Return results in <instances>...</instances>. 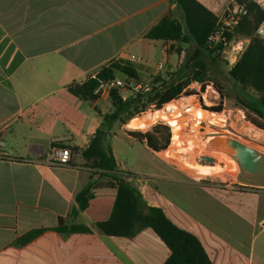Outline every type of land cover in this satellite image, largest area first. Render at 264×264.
I'll return each mask as SVG.
<instances>
[{
    "label": "crops",
    "instance_id": "0c3cea01",
    "mask_svg": "<svg viewBox=\"0 0 264 264\" xmlns=\"http://www.w3.org/2000/svg\"><path fill=\"white\" fill-rule=\"evenodd\" d=\"M198 1L218 17L228 7L227 0ZM176 2L0 0V137L6 142L0 148V264L166 263L170 249L152 229L133 237H112L100 233L85 212L72 216L76 195L94 183L96 172L82 151L112 105L106 98L84 101L68 87L85 82L112 61L132 65L140 80H168L182 57L177 49L167 48L175 45L185 54L187 47L150 41L146 34L168 15L182 20ZM152 45H160L167 54L163 72L158 70L162 63L148 67L128 59L135 52L148 54ZM115 137L106 143L125 180L176 226L196 235L213 264H264V175L221 189L185 178L158 156L149 173L131 172L118 159ZM142 143L153 156L159 154ZM60 147L72 153L67 166L52 162ZM179 176L184 178L180 188L168 191ZM233 217L239 223L231 229ZM60 218L92 232L64 235L56 231ZM254 223L262 226L254 235L262 237L258 253L247 239L253 236ZM39 229L44 232L34 241L15 244Z\"/></svg>",
    "mask_w": 264,
    "mask_h": 264
},
{
    "label": "trees",
    "instance_id": "16d2710c",
    "mask_svg": "<svg viewBox=\"0 0 264 264\" xmlns=\"http://www.w3.org/2000/svg\"><path fill=\"white\" fill-rule=\"evenodd\" d=\"M176 1L177 9L183 15L182 20L168 15L146 34V38L165 43L177 42L187 47V50L188 47H193V51L185 66L178 67L168 80L161 76L150 79L154 88L148 94H133L126 98L120 90L112 91V109L103 116L100 127L82 151L83 158L92 163L93 170L109 180L105 186H95L90 182L79 192L75 198L76 207L72 216L85 212L100 233L112 237H133L144 229H152L170 249L171 254L165 264H213L196 235L176 226L162 208L149 204L142 192L125 180V175L118 170L112 146L106 143L116 123L126 124L135 116L144 113L151 105L156 108L164 107L178 100L192 79L210 81L213 78L208 60L217 62L221 54L210 51L206 44L209 37L220 27L219 18L198 0ZM236 3L243 6L247 13L242 17L235 34L226 33V37L230 41L236 35L251 41L238 62L228 70L229 77L242 87L239 95L235 97L236 103L254 115L249 118L250 123L264 130V126L258 123V120L264 121V41L255 35L264 13L250 0H236ZM218 46L221 51L223 46ZM178 52L181 53V49ZM116 73L140 80L139 73L132 65L123 61H112L85 82L71 84L68 91L84 101L94 102L99 99L97 89L101 81L115 78ZM247 88L257 96L248 95L245 91ZM219 92L221 93L220 90ZM204 108L220 112L222 104ZM158 129L154 127V130L145 133L129 131L127 135L146 143L151 150L161 152L168 149L171 133L167 127L168 134L162 145L154 133ZM56 231L64 235L92 232L85 225L67 223L63 218L59 219ZM43 232V229L33 230L19 238L15 244H27Z\"/></svg>",
    "mask_w": 264,
    "mask_h": 264
},
{
    "label": "rangeland",
    "instance_id": "374dc122",
    "mask_svg": "<svg viewBox=\"0 0 264 264\" xmlns=\"http://www.w3.org/2000/svg\"><path fill=\"white\" fill-rule=\"evenodd\" d=\"M228 4L225 6V8L230 6V8L235 9L236 0H227ZM237 30V29H236ZM236 32V31H235ZM235 34V33H234ZM236 41L239 40H248V43L245 45L247 48V45L250 43L249 38H242L235 35ZM180 45V44H179ZM169 51H176L174 48H167ZM193 51V47H188V51L185 54L179 53V56L182 57L181 63L178 65V67L183 68L185 66L186 61L190 57L191 53ZM136 56H140L142 58V61L139 63L140 66L147 65L148 67H154L157 66L159 63L166 64L167 61V54L163 51L162 47L160 45H152V47L149 49L148 54L143 55L138 52H135ZM233 51L231 48H228L226 53L220 57L217 62H212L211 60H208V64L210 69L213 71V73H210V75L213 76V78L209 82H213L214 86L221 91V94L226 99V106H223V109H232L236 105H239L236 103L235 97L239 95V90H241V86L237 85L235 82H233L229 77V57L232 55ZM119 78H125L124 75H118ZM144 81V80H143ZM246 93L252 97H256L257 95L250 90L249 88L245 89ZM124 97H129L133 94L126 93L121 91ZM211 100L214 101V97H211ZM218 103V101H215ZM174 103L177 105V109L175 110V113L173 117L178 119L176 125H181L182 121H188L189 125L184 126L185 130L181 134L175 132L174 137H178L180 142L183 143L182 148H177L174 144V139H172V131L169 126L165 125H151L150 127L143 129V130H135L128 127V124L130 121H128L126 124H123L121 122H118L114 125V127L111 129L109 138H113V142L117 151L118 159L122 163V165L131 172H137L141 171L143 173H149L148 171L152 166H154L156 163H158V159H156L155 156H158L159 160L161 162H167L175 167H177L179 170H181L185 174V178H191L200 180L204 185L215 184L217 187L221 189H227L230 186H238L240 181H243L248 178H252L254 176H250L241 169L239 163L231 156L226 155L221 152H212L213 154L208 156H212L215 159V162L213 164H206L204 162L197 161V158L203 156L200 155V151L197 149L199 144H203V140L206 139L209 135L215 134L212 129H214L213 125H211V122H208V128L206 130L199 128L200 124H196L195 120L197 118V112L201 111L198 107H194L191 110H187V108L184 107L185 103H190V101H181L180 98L178 100H175L171 102V104ZM193 104V103H192ZM169 105V104H168ZM165 107L159 109L162 110L166 108ZM174 105V106H175ZM194 105V104H193ZM220 105V104H219ZM219 105H211L212 107H216ZM241 106V105H240ZM148 109V108H147ZM142 113V115L135 116L134 118H141L143 116L153 114L155 108L148 109ZM236 112L233 113L232 116H235ZM198 115H204L203 112H200ZM247 117V124L240 123V121H237V125H235V129L227 127L222 130L224 132H220L222 134L231 135L241 142L251 146L252 148H256L257 150L264 153V130L256 128L252 123H250V117H254L252 113L247 111L246 113ZM133 118V119H134ZM156 118H161V115H156ZM223 117H220L222 119ZM202 120H209L210 117L208 115H205L204 118H201ZM150 120V118L148 119ZM146 119H143V125L147 126ZM214 124L216 125H222L221 120L218 121L217 119H213ZM258 123L264 126L263 120H258ZM204 124V123H202ZM220 125V126H221ZM162 126V127H161ZM175 126V127H178ZM154 127L159 128L158 130H155L154 133L156 136L159 137L162 145L164 143L165 138L167 137L168 131L167 127L170 130L171 137H170V144L168 145V149L165 151L159 152L158 155L154 156L145 148L144 144L138 140L129 139L127 137V134L124 132L134 131V132H150L154 130ZM200 131V132H199ZM110 138V139H111ZM201 144V145H202ZM184 148V149H183ZM155 152V151H153ZM191 153V154H190ZM176 156L182 157L183 159L187 160L190 159V163L198 164L199 166H211L216 167L220 161V165H224L223 168L219 169L217 172H212V174H199L197 170H194L190 167L185 166L179 160L176 158ZM188 161V160H187ZM153 168V167H152ZM94 183L97 186H102L107 184V180L105 177L100 176L97 172L93 175ZM184 181V178L182 177H176L174 179V182L167 186L166 189L169 191H176L177 188H180V182ZM239 187V186H238ZM250 209L252 208V202L249 203ZM236 223H239L238 219L236 217H233L232 223L229 224V228L233 229L236 226ZM262 229V226H259L257 223L252 224V227H250V233L253 234V236H250L248 239L249 244L255 245V253H258L257 249L259 248V244L261 243L262 237H259L258 239H254V235H257ZM242 239V235L237 236V238ZM244 237H246L244 235ZM246 240V239H244Z\"/></svg>",
    "mask_w": 264,
    "mask_h": 264
},
{
    "label": "built area",
    "instance_id": "2783aa9c",
    "mask_svg": "<svg viewBox=\"0 0 264 264\" xmlns=\"http://www.w3.org/2000/svg\"><path fill=\"white\" fill-rule=\"evenodd\" d=\"M254 4H256L264 13V0H250ZM246 10L243 6H240L238 4H235V9L227 7L222 14L221 17H218L220 27L219 29L213 33L209 39L207 47L210 51H213L216 54H221L223 56L228 48H231L233 53L229 57V67L230 69L238 62L239 58L241 57L242 53L246 49V44L248 43V40H239L236 41L235 37H233L232 40H228L226 37V33L234 34L238 26L240 25V22L242 20V17L246 15ZM255 35L260 38L262 41H264V17L261 20V23L256 29ZM178 44L177 42H170ZM222 45L223 49L220 51L219 46ZM169 49L174 48L175 50H179L181 48H178V46L175 45H169ZM129 61L131 62H137L140 63L142 61V58L131 55L128 57ZM164 64L158 65L159 72H163L164 70ZM154 88V85L150 81H143L136 78H131L126 76L124 79L115 77L113 79L103 80L100 83L99 88L97 89V94H99V98H106L110 99V95L114 89H118L120 91L130 93V94H148L150 93ZM190 94V95H187ZM211 97H214V101L211 100ZM180 100L183 101H190V103H185L184 107L187 108V110H191L194 107H198L199 110L206 113L210 119L209 120H202L198 115L196 118V124H200L199 128L206 130L208 128V122H211V125H213L215 133L224 132L223 127L227 128H233L235 129V125H237V121H240V123L245 124L247 122L246 113L247 110L239 105H236L234 108L227 110L226 108L223 109V106H226V99L222 96V94L219 92V90L214 86L213 82L209 81H199L196 79H192L190 83L186 86L184 89ZM218 101L216 103L215 101ZM194 105H193V104ZM171 104V103H170ZM222 104V110L220 112H213L210 110H206L204 107L212 108L211 105H219ZM165 107V106H164ZM151 108H155V110L159 111V108L155 107L154 105H151L148 107L150 110ZM163 108V107H161ZM160 108V109H161ZM147 109V110H148ZM165 109V108H164ZM176 110V109H175ZM175 110L169 111L165 110L166 118H156L157 111H154V118L151 120L154 122L152 125H165L169 126L172 131V139H174L175 136V126L178 119L171 118L173 117ZM151 111V110H150ZM236 112L235 116H232L233 113ZM152 114V113H151ZM150 114V115H151ZM156 114V115H155ZM142 115V114H141ZM144 117V116H143ZM220 117H223L220 119ZM213 119H217L218 121L221 120V123H223L221 126L216 125L213 122ZM204 123V124H202ZM247 124V123H246ZM182 126H188V121H182ZM199 131V132H200ZM222 134V133H220ZM6 142L4 139L0 137V148L5 147ZM72 153L69 148L60 147L55 150L54 155L52 157V162L56 165L60 166H67L69 165L71 161Z\"/></svg>",
    "mask_w": 264,
    "mask_h": 264
},
{
    "label": "water",
    "instance_id": "95a60500",
    "mask_svg": "<svg viewBox=\"0 0 264 264\" xmlns=\"http://www.w3.org/2000/svg\"><path fill=\"white\" fill-rule=\"evenodd\" d=\"M161 108L160 106L158 107ZM213 138L205 147L212 152H223L233 157L240 165L244 173L258 177L264 175V153L252 148L251 146L241 142L237 138L226 134H212ZM215 137H221L222 145L219 141L214 140ZM207 138V137H206ZM197 161L206 164H213L215 159L212 156L203 155L197 158Z\"/></svg>",
    "mask_w": 264,
    "mask_h": 264
},
{
    "label": "bare ground",
    "instance_id": "6f19581e",
    "mask_svg": "<svg viewBox=\"0 0 264 264\" xmlns=\"http://www.w3.org/2000/svg\"><path fill=\"white\" fill-rule=\"evenodd\" d=\"M174 103L172 104H169L165 109H162V110H159L157 111V115H161V118L165 119L166 118V114H165V110H169V111H172V110H175L177 109V105H175ZM200 112L202 111H198L197 112V115L200 114ZM204 113V112H203ZM155 114V115H156ZM205 115H207L206 113H204V115H198L200 118H204ZM150 118V120H148ZM152 118H154V114H151V115H147V116H144V117H141V118H134L130 121V123L128 124V127L131 128V129H135V130H143V129H146L148 127H150L154 122L151 120ZM143 119H146V123H147V126H144L143 125ZM185 130V127L182 126V125H179L178 127L175 128V132L181 134L182 132H184ZM215 133V132H214ZM216 134V133H215ZM213 138L211 137V135H209L205 140H203V144H199L197 147V149L200 151V155H211L213 153L209 152L208 149H206V145L211 142ZM214 140H217L219 141V144L222 145V140L223 138L221 137H215ZM174 144H176L175 146L177 148H182L183 147V143L180 142L179 138L178 137H174ZM184 149V148H183ZM223 153V152H221ZM191 154V153H190ZM227 155V154H226ZM176 158L179 160V162H181L182 164H184L185 166L187 165V167H190L194 170H197V172L199 174H212V172H217L219 169L223 168L224 165H220V161L218 163V165L216 167H211V166H199L198 164H193V163H190V159H183L182 157H179V156H176Z\"/></svg>",
    "mask_w": 264,
    "mask_h": 264
}]
</instances>
